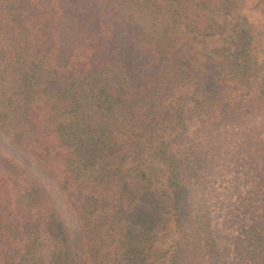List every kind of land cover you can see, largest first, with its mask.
<instances>
[{
	"label": "trees",
	"instance_id": "1",
	"mask_svg": "<svg viewBox=\"0 0 264 264\" xmlns=\"http://www.w3.org/2000/svg\"><path fill=\"white\" fill-rule=\"evenodd\" d=\"M108 1L56 0V44L55 19L33 16L38 2L51 0H0V18L20 17L16 35L28 33L16 39L21 50L0 77V124L23 129L13 148L24 134L34 137L40 165L85 221L96 264H153L151 237L171 216L167 264H264V87L257 80L264 25L242 17L224 52L208 53L198 41L222 29L213 24V0ZM133 8L147 10L145 20ZM258 11L264 18V5ZM106 14L112 20L104 26ZM190 83L194 114L201 113L196 131L152 134L174 106L187 107L163 95ZM153 137L166 191L154 186L146 157L133 153ZM20 181L0 169V264H68V252L55 248L52 261L44 244L68 235L55 199L40 180L30 190Z\"/></svg>",
	"mask_w": 264,
	"mask_h": 264
},
{
	"label": "rangeland",
	"instance_id": "2",
	"mask_svg": "<svg viewBox=\"0 0 264 264\" xmlns=\"http://www.w3.org/2000/svg\"><path fill=\"white\" fill-rule=\"evenodd\" d=\"M45 1L46 3L48 2V0ZM165 1L170 2L172 0ZM208 1L209 0H207V2ZM57 2L56 0H51V2L47 4L38 2V4H40V8H34L33 10V16L37 15L38 17H42L44 14H48L50 15L49 17L55 19V26L52 27L51 34L53 35V42L56 44V40L58 39L57 25L62 15V6L59 5ZM108 2H110V0ZM121 2L122 0H112V4H110L120 5ZM193 3L195 4V0ZM213 4L216 5L215 11L212 13V16L215 17V20H213V24L215 26L220 24L222 26V29H217V36L210 35V37H207V35H205L204 38H202V41H198L199 49L202 52H214L217 54L223 53V46L226 44L225 39L228 38V36L231 34L234 24L242 17L252 18L255 20L254 22L258 23V25H264V18L261 17V15L259 14L260 11H258L260 10V7L264 5V0H213ZM219 4L225 5V7L220 10L221 6H219ZM18 7L19 6H17V9L19 10ZM128 8L130 9L132 7ZM28 9L30 11V6ZM131 10H133L132 12L138 18L141 17L145 20L144 16L147 10L141 11L137 8H133ZM111 17L112 16H109L108 14L103 16L101 20L102 24H104L105 26L107 20L106 18H108V20H112ZM19 18L20 17L18 16L12 18H9L8 16H6V18H0V45L4 46L5 48V53H0L1 78L7 76L9 73L8 64L10 63H8V61H10L11 58L13 60V58L15 57L14 55L19 52L18 49L21 50V42H17L16 39H18L19 37H21L20 40H24L25 37L27 38V32H23L20 35H16L15 30L20 28ZM29 18L30 12H28L27 16H23L22 20ZM1 19H3L4 21ZM196 35L200 36L201 33L198 32V34ZM52 46L55 48L53 44ZM257 49L260 52L258 53L259 64L262 67V70L260 72V75L257 77V80L259 81L260 86L264 87V41L261 42V45H258ZM35 51H38V49L33 50V52ZM5 84V81L4 84L0 81V90L2 87L4 88L6 86ZM120 84L122 86V91L124 92L123 85L122 83ZM182 87V89L176 91L178 94L177 97V94L175 93V91H173L170 95L164 94L163 100H170L168 101L171 102L170 104H172L171 100L175 98L181 99L180 104H183V102L185 103V100H187L185 104L188 108L186 107L184 110H181L180 105H178V108H176L177 106H174L170 112V119L165 120L164 125L166 126V128L164 127V125L156 126L155 131L152 132V134H155V136H163L164 134L166 136H170L171 134H175L177 132H186L189 134H193L198 128L199 118L197 116H199L201 113L198 114V111L196 114H194V108L196 107V103L194 102V100L191 99L193 97V95L191 94L193 87L191 83L187 85L184 84V86ZM245 92L246 91L243 88L240 91L242 96ZM176 100L177 99H175L174 101ZM160 102L162 103V101ZM141 108L144 116L140 118L142 119V121L145 122L146 116L149 114L145 101L144 104H141ZM0 126L1 128H3H0V169L4 170V172H10V174L18 177L19 180H21L20 184L22 186H25V188L29 190L30 184H33L35 180H40L43 183L44 188L50 193L51 197L55 199L59 209L60 218L65 224L66 230L68 231V235L63 234L62 236L58 237L59 242L58 240H56L58 238L48 237V242L44 243L47 246V254L48 256H50V260H54L52 252L55 248H58L59 250H65V252H68V264H96L91 251L88 250V243L85 240V221L83 217L79 216L75 212L68 196L63 191L62 187L58 184L57 180L53 178V176L51 175L52 173L44 169L42 164L40 165L39 158L36 157L34 154V142L32 141V138L34 137L32 135L24 134L25 136L23 140V145H17L16 148H13V145H15L16 143L18 133H23V129L20 130L11 126H3L1 124ZM131 126L139 127L140 125L137 123L134 124V122L130 120V127ZM141 129L142 128H140V131ZM5 131L10 132V134L6 135L4 133ZM157 142L158 140L153 137L151 142L145 144L141 143V145L135 146L136 151L133 153L137 154L138 156L146 157L147 161L149 162V166L154 168V171H156V175H154L153 177L154 186L159 187L162 191H166L163 184L164 179L162 178L161 173H157V170H159V164L157 163V159L155 158L157 155ZM140 159L142 160L143 158L140 157ZM28 164L33 165L30 166V168L33 167V170H25L26 167H29ZM15 165H18V168L14 167ZM174 231L175 224L174 219L171 216L170 222L168 223L167 227L163 228L162 230L157 232L155 236L151 237V242H153V249L150 262H152L153 264H167L169 254L171 253L175 242Z\"/></svg>",
	"mask_w": 264,
	"mask_h": 264
}]
</instances>
